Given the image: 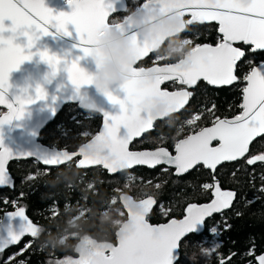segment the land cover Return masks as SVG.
Masks as SVG:
<instances>
[{"label": "snow or ice", "instance_id": "1", "mask_svg": "<svg viewBox=\"0 0 264 264\" xmlns=\"http://www.w3.org/2000/svg\"><path fill=\"white\" fill-rule=\"evenodd\" d=\"M68 2L72 8L71 12L54 13L45 5L44 0H0V105H5L9 110L0 115V125L14 118H21L26 105L46 95L44 89L37 85L35 98L17 96L16 103H13L6 96L10 72L25 60L32 58L35 53L31 49L41 35L49 34L50 29L71 35L67 26L74 25L80 40L78 47L88 56L93 51L91 45L96 42L101 29L108 26V17L113 10L110 0ZM149 3L159 4L160 0H149ZM181 11L184 16L191 17L186 19L185 30L193 23L216 21L222 39L215 46L196 44L187 58V67L183 61L162 65L154 62L152 67H133L129 78L121 86L125 92L123 98L105 93L109 101L120 105L121 110L118 114L104 113L103 130L96 139L107 138L110 141V150L125 160L129 169L138 165H168L174 166L177 174H182L202 162L206 167L215 170L222 161H235L243 157L249 152L250 143L256 137L264 136V67L260 66L264 65V62H261L243 77L246 86L242 89L243 103L240 105L242 111L239 115L232 119L217 117L211 127H203L179 140L174 146L175 155L165 146H158L154 150H129L130 142L134 138L142 137L148 129L150 121L144 111L146 97L153 94L162 95L180 112L193 96V92L187 89L196 86L199 81L203 80L213 86H227L239 79L236 74L237 65L246 53L241 47L234 45H249L253 52L264 50V0H184ZM5 20H10L11 25H5ZM127 23L129 18L124 22L114 21L112 25L125 27ZM6 30L11 31L13 35L5 37L3 33ZM18 34L27 38L25 45L14 42ZM132 39L137 41L135 34ZM190 42L192 43L191 40ZM148 54L147 46L139 45L137 61ZM39 56L51 67L52 75L56 74L63 62L68 78L77 90L92 83L91 75L79 64L81 57L68 62L64 57L50 53L47 49L39 51ZM148 73H155L154 80L146 82ZM165 82H173L180 88L177 91H168L161 87ZM214 108L215 105L209 111ZM200 119L201 114L197 113L187 119V122L192 125ZM121 126L126 129L122 136L118 134ZM217 140L219 144L214 146L213 142ZM30 155L23 153L20 156ZM67 155V152L57 153L45 158L43 163L55 165L62 162ZM73 155L81 156V161L85 160L82 150ZM13 157L7 148L0 147V187H14V183L9 182L11 175L6 167ZM257 161L264 162V153L253 156L247 163L251 165ZM81 166L86 167L89 164L82 163ZM110 173L115 174L111 171ZM28 179L33 177L29 176ZM203 187L209 189L213 185L204 184ZM213 195L214 199L210 203L188 204L182 219H171L167 223L155 225L149 223L147 217L157 200L153 196H147L143 201L145 214L136 216L132 230L120 239L110 252L98 253L93 264H174V250L179 247L181 238L205 218L229 208L236 193L222 191L217 183ZM11 215L22 217L25 223L21 231L10 232L6 240L0 241V252L8 245L18 243L25 235L36 237L37 224L26 215L24 207H18ZM211 230L217 232L215 226H212ZM30 246L31 242L9 259H15L16 255L23 254ZM203 251L208 253L209 249ZM248 254L254 255V249ZM230 259L231 256L228 257V260ZM255 260L257 264H264V254L255 256ZM19 264H25V261L21 260ZM55 264L70 262L57 260ZM220 264H225V261L222 259Z\"/></svg>", "mask_w": 264, "mask_h": 264}, {"label": "trees", "instance_id": "2", "mask_svg": "<svg viewBox=\"0 0 264 264\" xmlns=\"http://www.w3.org/2000/svg\"><path fill=\"white\" fill-rule=\"evenodd\" d=\"M143 1L126 0L127 12L111 16L109 22L123 20L124 15ZM220 40L215 24H192L178 36L167 39L157 52L151 53L138 66L173 63L196 44L216 45ZM241 46L246 55L237 65L239 79L233 85L214 89L200 83L192 90L193 96L179 114L156 121L153 130L135 140L131 148L165 146L171 150L177 140L213 123L217 117L239 114L245 86L243 77L264 60V51L251 52L249 47ZM163 55L165 58L156 60ZM176 85L172 82L164 87L171 90ZM213 105L215 108L209 111ZM2 111L0 109V113ZM197 113L201 114V119L189 125L187 119ZM100 122L99 114L82 110L76 104H66L41 131L39 141L49 147L75 151L98 131ZM261 153H264V136L251 144L249 156ZM232 168L237 169L232 172ZM8 169L14 187L0 189V218L6 211L24 207L26 215L37 224V233L35 238H25L18 246L0 252V264H19L21 260L25 264H55L64 257H77L76 247L84 236L114 245L116 230L126 218L122 196H128L136 203L153 196L157 203L147 219L152 224H159L182 218L190 203L208 202L211 188L205 189L203 185H211L213 181L222 189L234 191L236 196L229 208L206 222L202 234H190L182 240L175 264H220L222 259L225 264H257L255 256L264 251L262 163L228 162L214 174L200 167L180 177L164 166L152 170L136 167L109 175L101 167L77 169L75 160L58 167H44L33 159L16 160ZM29 176L33 179L29 180ZM220 221L227 225L222 233L217 228ZM212 226L217 232L211 230ZM27 239L34 243L10 260L29 244L25 245ZM212 241L217 242V246L212 253L206 254L203 249ZM251 249H254V255L248 254Z\"/></svg>", "mask_w": 264, "mask_h": 264}, {"label": "water", "instance_id": "3", "mask_svg": "<svg viewBox=\"0 0 264 264\" xmlns=\"http://www.w3.org/2000/svg\"><path fill=\"white\" fill-rule=\"evenodd\" d=\"M44 2H45V5L51 8L54 13H59L61 11L71 12L72 10L71 5L69 4L68 0H44ZM110 2L112 4L113 10L110 11L108 22L111 16L116 15V14H124L127 12L126 0H110ZM183 2L184 0H160L159 4H151L149 3V0H144L143 2L139 4V6L135 10L127 13L123 20L118 21V22H124L132 15H143L148 11L155 12V15L151 16L150 19L153 23H156L159 25V29L153 33L152 39L150 41L144 39L143 37H140L139 39H137L135 49H134V59L138 60L139 45L141 44L146 45L147 50L149 52L147 56L143 57L140 61L137 62L136 64L137 67H141V66H138V64L141 61H143L145 58H147L151 53L157 52L167 39L176 37L185 30L186 19H191V17L189 15L184 16L182 14L181 5ZM109 24H112V22H109ZM193 24H215L217 26V32L222 39V34L219 33L218 31L219 29L218 22L206 21L203 23H193ZM5 25L10 26L11 21L5 20ZM67 27L71 35H65L62 31L58 32L56 29H50L49 34L41 35L40 38L36 40V42L34 43L31 49V51L35 53L32 56V58L30 60H25L24 62H22L18 68L13 69L9 74V81H8L9 87L6 90V96L11 102L16 103L17 96H21V97L32 96L33 98H35L37 85L41 86L44 89L46 95L44 98L34 99L33 103L26 105L24 115L21 118L19 119L14 118L10 122L0 125V147L7 148L10 151V153L14 156L12 159L8 161L6 165L7 169H8L9 164L12 161H16V160L33 159L44 167H58V166L65 165L75 160V167L77 169H90V168H95V167H101L109 175H115L117 173H121L124 171H130L136 167H145L147 169L152 170L156 167L164 166L165 168L171 169L174 176L180 177V176H184L185 174L191 172L198 165H203L205 169H209L212 173H214L217 167H219L222 163L234 162V161H222L220 164L216 166L215 170L206 167L201 162L197 165H194L193 168L189 169L187 172L182 173V174H177L175 167L168 166V165H158L156 167L138 165V166H133L131 169H129L127 162L117 157L110 150L109 143L105 145L102 153L101 152H97L95 154L91 153L90 149L92 145L95 144L97 141L101 140V139L97 140L96 137L103 130L104 113L107 112L111 114H118L121 109H120L119 104L111 103L108 100L107 96L104 95L102 92H100L98 89H96L95 85L93 84L83 85L80 87L79 90H77L76 87L69 80L68 73L63 67V62H62V65L60 66V69L56 72V74L52 75L51 67L45 61L41 60L39 56V51L47 49L50 53H56L57 55L64 57L65 60L68 62H70L72 59H75L76 57L79 56L81 57V59L79 60V64L82 68H84L88 72L95 71L96 66H95L93 59L90 56H85L81 48L78 47V45H80V40L78 38V34L75 31L74 25L70 24ZM125 27H127L130 34H135L136 29L132 25L127 23L125 24ZM3 35L7 37L10 35H13V33H11V31L6 30L3 33ZM14 42L20 45H25L27 43V38L23 35L18 34L16 35ZM203 44H207V43H203ZM240 45L249 47L250 51L253 52L251 50V46L249 45L237 43L234 46L240 47ZM212 46H215V45H212ZM191 51L192 50L185 53L183 57L178 60V61H183L185 67L188 66L187 58L190 55ZM263 51L264 50H257L255 52H263ZM257 65H260V63ZM152 66H154V64L148 67H152ZM260 66L264 67V65H260ZM154 78H155V73L146 74V82H150L154 80ZM200 82H204L206 85H208L211 88L229 87L235 83L234 82L233 84L227 85V86H213L201 80L197 83V85ZM243 82L246 86V81L243 80ZM166 83H169V82H165L161 87L165 88L164 85ZM177 86L179 85L177 84ZM196 86L188 88L187 90L191 91ZM165 89L168 91L179 90V89L169 90L168 88H165ZM84 95H87L90 98H92L96 102V104H98L99 107L103 109V111H96V110L88 109L83 99ZM118 95L120 98L124 97L125 92L123 91V89H121L118 92ZM242 103H243V94H242L241 104ZM66 104H76L78 108L82 110L90 111V112H95L99 114L101 117V122L98 128V131L92 137L86 140L84 143L80 144L75 151H68L67 149H58L55 147H49L47 145L42 144L39 141V136H40L41 131L49 123L53 121L55 116L60 112V110ZM186 106L187 105H185V107ZM0 109L3 110L0 113V115H4L9 111L5 105H0ZM182 110H180V112ZM144 111H145L147 119L150 121L148 125V129H146L147 131L146 133H149L153 130V127L156 121L163 120L169 116L180 113L176 111L175 105L170 103L166 97L162 95H157V94H153L145 98ZM241 111L242 109L240 108V112ZM232 118L233 117L227 118V119H232ZM221 119H224V118H221ZM211 126L212 124L206 127H211ZM125 132H126V129L123 126H121L120 132L118 134L122 136L125 134ZM186 137L187 136L180 138L179 140L184 139ZM140 138L141 137L134 138L133 141L130 142L129 144L130 151H143V150H154L155 149V148L132 149L131 144L135 140H139ZM258 138L259 137H256L250 143V145ZM179 140H177V142ZM218 144H219L218 140L213 142L214 146ZM250 145H249V148H250ZM78 150H82L83 155L85 157L84 161L80 160L82 159L81 156L73 155V153L78 152ZM62 152L68 153V155L62 159V162L57 163L55 165H45L43 163V160L45 158L51 157L57 153H62ZM170 152L173 155H175V147H173L172 151ZM23 153H29L31 155L30 156H20ZM247 154L248 153H246L243 157H245ZM243 157H239L235 161L241 160ZM252 157L253 156H251L250 158ZM82 163L89 164V166L82 167L81 166ZM256 163L264 164V162L262 161H257ZM105 165H109L110 167L106 168ZM110 171L114 172L115 174L110 173ZM8 172H9V169H8ZM9 182L14 183V179L12 175L11 177H9ZM6 188L12 189L13 187L12 186L0 187V189H6ZM212 199H214V197ZM211 200L209 202L200 203V204L210 203ZM16 210L17 209L6 211L2 214L0 218V241L6 240L10 232H19L22 230L23 225L25 223L24 219L19 216L11 215V213L15 212ZM223 211L224 209L219 213H214L212 216L218 215L222 213ZM145 212H146V208L143 203H133L127 207L126 218L123 222H121V224L116 230V244L108 245V248L106 249L105 253L110 252V250L113 247L117 246L118 241L124 238L132 230L135 217L138 215L145 214ZM211 217L205 218L203 222L199 223L195 227V229H193L189 233H186L185 236L181 238L180 243L182 242L184 238H186L190 234H201L204 230V225L206 221L210 219ZM182 218H179V219H182ZM173 219H176V218H173ZM170 220L163 222V223H167ZM163 223H159V224H163ZM28 236L30 235H25L24 237H22L18 243L8 245L7 247L3 249V251L11 247L17 246L23 240V238L28 237ZM178 250H179V247L176 250H174V256L176 257L174 259V264L177 262V259H178ZM97 254L98 253H94L93 255H91L90 258L88 259L87 264H93V261L97 257ZM260 254H264V252Z\"/></svg>", "mask_w": 264, "mask_h": 264}, {"label": "clouds", "instance_id": "4", "mask_svg": "<svg viewBox=\"0 0 264 264\" xmlns=\"http://www.w3.org/2000/svg\"><path fill=\"white\" fill-rule=\"evenodd\" d=\"M153 15H155L154 11H148L143 15L129 17V24L136 29L137 39L143 37L150 41L153 33L159 29V25L150 19ZM132 35L127 27H115L109 24L108 27L101 29L96 42L91 45L93 51L88 56L93 59L96 68L93 72H87L92 77L91 84L104 95L109 92L119 97L118 92L122 89V84L129 78L131 69L138 62L134 59L136 42L133 41ZM83 99L88 109L103 111L89 96L84 95ZM108 143L110 141L107 138L101 139L92 145L90 152L102 153Z\"/></svg>", "mask_w": 264, "mask_h": 264}, {"label": "rangeland", "instance_id": "5", "mask_svg": "<svg viewBox=\"0 0 264 264\" xmlns=\"http://www.w3.org/2000/svg\"><path fill=\"white\" fill-rule=\"evenodd\" d=\"M125 14V13H124ZM125 16V15H124ZM122 17L124 19L125 17ZM165 58L163 56H159L156 60ZM123 205L127 209L128 206H130L133 203H136L132 198L128 196H122ZM143 201V200H142ZM143 203V202H142ZM144 204V203H143ZM217 246V242L212 241L209 247H206L204 249H209V252L206 254H210L214 251L215 247ZM108 248V244L104 242H96L88 237H82L76 247L78 255L77 257H64L59 260H64L70 262V264H87L88 259L91 255L94 253H102Z\"/></svg>", "mask_w": 264, "mask_h": 264}, {"label": "flooded vegetation", "instance_id": "6", "mask_svg": "<svg viewBox=\"0 0 264 264\" xmlns=\"http://www.w3.org/2000/svg\"><path fill=\"white\" fill-rule=\"evenodd\" d=\"M240 47L242 48L241 45H240ZM242 49H243V48H242ZM249 49H250V48H249ZM182 57H183V56H182ZM182 57H181V58H182ZM263 61H264V60H263ZM261 62H262V61H261ZM261 62H259V63H261ZM259 63H258V64H259ZM238 64H239V63H238ZM256 65H257V64H256ZM256 65H255V66H256ZM253 67H254V66H253ZM169 83H172V82H169ZM200 83H202V82H200ZM200 83H199V84H200ZM203 83H204V82H203ZM166 84H167V83H166ZM199 84H198V85H199ZM175 85H176V84H175ZM207 86H208V85H207ZM179 88H180V87L176 85V87H175V88L172 87L171 90L179 89ZM195 88H196V87H195ZM195 88H194V89H195ZM210 88H211V87H210ZM221 88H222V87H221ZM194 89H192V90H194ZM214 89H217V88H214ZM169 90H170V89H169ZM192 90H191V92H192ZM190 99H191V98H190ZM241 100H242V98H241ZM189 101H190V100H189ZM237 115H238V114H237ZM235 116H236V115H235ZM232 117H234V116H232ZM221 118H231V117H221ZM211 124H212V123H211ZM211 124H209V125H211ZM209 125H207V126H209ZM205 127H206V126H205ZM198 130H200V129H198ZM198 130H197V131H198ZM191 134H192V133H191ZM189 135H190V134H189ZM187 136H188V135H187ZM250 146H251V145H250ZM155 148H156V147H155ZM150 149H151V148H150ZM172 149H173V148H172ZM172 149H171V150L169 149V150L172 151ZM249 150H250V148H249ZM249 157H250V156H249V152H248V154H247L245 157H243L241 160H238V161H243L244 163H246ZM235 162H237V161H234V162H232V163H235ZM226 163H228V162H224V163H222L219 167H217V169H218V168H221V167H222L224 164H226ZM200 167L203 168L204 170H206L207 172H210L211 174H214L215 171L217 170V169H216V170L214 171V173H212L209 169H205L203 165H198V166L195 167L194 169H196V168H200ZM194 169H193V170H194ZM236 169H237V168H236ZM236 169H235V168H232L231 171L234 172V171H236ZM193 170H192V171H193ZM189 173H190V172H189ZM216 184H217V182H214V181H213V183H211V185H213V187L211 188V197H210L209 201L214 197V195H213V193H214V186H215ZM221 190H222V191H232V190H230V189H222V188H221ZM233 192H234V191H233ZM209 201H208V202H209ZM204 203H206V202H204ZM224 210H225V209H224ZM220 214H221V213H220ZM218 215H219V214H218ZM214 216H215V215H214ZM212 217H213V216H212ZM212 217H211V218H212ZM208 220H209V219H208ZM208 220H207V221H208ZM207 221H206V222H207ZM205 224H206V223H205ZM217 228H218V230L220 231V233H222L223 229H226V228H227V225L222 224L221 221H220V223H219V225H218ZM204 229H205V225H204ZM203 231H204V230H203ZM202 233H203V232H202ZM202 233H201V234H202ZM215 235H217V233H215ZM220 235H221V234H220ZM217 236H218V235H217ZM28 237H32V236H28ZM28 237H25V238H28ZM84 237H85V236H84ZM25 238H23V240H24ZM23 240H22V241H23ZM22 241H21V242H22ZM21 242H20V243H21ZM29 242L34 243V240L27 239L25 245L28 244ZM20 243H19V244H20ZM19 244H18V245H19ZM18 245H17V246H18ZM105 252H106V250L103 251L102 253H105ZM263 252H264V251H263Z\"/></svg>", "mask_w": 264, "mask_h": 264}]
</instances>
